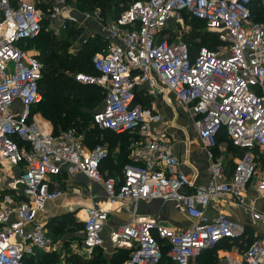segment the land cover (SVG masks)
I'll return each instance as SVG.
<instances>
[{
  "label": "built area",
  "instance_id": "obj_1",
  "mask_svg": "<svg viewBox=\"0 0 264 264\" xmlns=\"http://www.w3.org/2000/svg\"><path fill=\"white\" fill-rule=\"evenodd\" d=\"M253 1H134L105 24L98 10L81 14L95 19L107 38L116 41L106 53L92 56L96 76L74 77L103 90V105L91 124L131 136L121 176L103 178L99 166L107 157L105 147L87 149L76 128L54 133L35 111L42 101V66L27 43L39 37L45 21L53 24L61 17L60 25L51 28L59 32L77 24V17L66 12L61 0H0V185L11 169L20 170L8 182L10 193H2L0 199V264H28L26 259L52 245L35 221L46 203L62 197V191L51 185L63 169L101 184L112 202H171L195 222L174 231L153 219L133 216L109 234L115 248L130 250L124 264H160L163 252L157 238L166 242L165 256L172 264H190L202 250L244 234V227L225 214L209 219L205 209L212 199L230 198L242 206L243 191L252 179L257 198L264 200V24L252 20ZM257 1L264 5V0ZM182 14L203 21L222 46L214 51L200 48L191 57L186 43L172 40L169 32L163 34L172 21L182 23ZM158 82L193 118L209 161L206 185L195 186L181 172L172 143L161 129V115L135 102L143 85L150 94L160 90ZM255 89H262L263 95ZM221 131L241 151L231 171L223 157L214 155ZM20 195L25 200L16 201ZM83 212V247L91 253L103 245L109 213L95 208ZM248 213L264 224V209L249 208ZM221 264H264V235L239 257L226 255Z\"/></svg>",
  "mask_w": 264,
  "mask_h": 264
},
{
  "label": "crops",
  "instance_id": "obj_2",
  "mask_svg": "<svg viewBox=\"0 0 264 264\" xmlns=\"http://www.w3.org/2000/svg\"><path fill=\"white\" fill-rule=\"evenodd\" d=\"M62 6H66L64 1H62ZM65 9L68 10L66 12L69 14H74L77 17V28L81 30L80 37L72 47L74 52L73 54H77L84 43L92 39L94 40L95 38L102 37L100 42L104 46L102 49L103 53H105L104 50L107 52L111 45L116 43V41L109 40L107 38V36L100 30V25L95 19H84L81 15L82 13H77L76 6L74 4L67 6ZM250 9L252 13V20L264 24V5L255 0L250 4ZM111 21L113 20L107 19L104 21V24ZM61 22L62 18L60 17L59 20L50 25L51 27H55L56 25L59 26ZM70 26L71 25L68 27ZM68 27L66 29L67 31ZM50 30L52 31V29ZM66 30L61 31L65 32ZM95 47H97L96 44L94 49ZM102 51H100V54H103ZM146 89L147 85H143V87L139 89V93L145 92ZM255 92L259 95H263L262 89H255ZM150 110L159 114L161 111L157 106L156 110L155 107ZM177 137L178 135L176 138ZM166 139L170 141L169 138ZM95 140L97 143L96 145H102L105 147L107 156L109 155V159L107 161L108 163L104 165L105 167L103 166L105 170L103 173L100 171L103 178L120 177L122 174L121 161L123 158V148L121 147V141L116 142L114 147L110 148V143L107 141L106 135L103 133L98 135ZM90 143H85L84 137V145L87 149L92 148ZM172 146L173 154L181 164V172H183L186 177L192 181V183H194L195 186L208 184L210 181L208 159L202 150L196 133H187L185 137L177 138L176 143ZM227 154L229 153H226V155ZM232 157L234 156H229V158ZM224 161L226 163L227 169L231 171V167L228 166V161L225 159ZM19 172L20 170L18 168H13L6 174L3 183L0 185L1 195L2 193H10L7 187L8 182L12 176H18ZM53 182L54 184L51 185L52 188L57 187L62 191L63 195L55 201L46 203L43 210L38 213L35 221V223L43 227L49 238L52 240V245L49 248L38 252L35 257L26 259L25 261L28 264H49L47 260L51 259L53 253H58L57 251L65 241V239H59L56 241V236L54 235L55 232L52 230L58 226L57 231L58 233H61L68 231L69 229H76L77 227L74 225L77 223L83 225V211L85 208L104 209L109 213L108 219L104 223L102 231L103 245L100 247V249H105V253L110 259L116 254L118 250L125 249L115 248L111 244L109 240L110 232L120 225L129 223L133 216L153 219L159 225L165 226L174 231H183L195 223L185 215L181 214L171 202H164L160 200H140L135 203L129 200L112 202L108 199L101 184L90 181L81 173L70 175L65 171V169H63L61 174L53 179ZM255 184L256 180L252 179V181L243 191L244 204L242 206H238L230 198L221 200L212 199L210 201L209 206L205 209V215L209 219H214L218 214L223 213L231 220L242 225L244 227V234L240 238H237V240L234 242L222 241L214 248L202 250L196 257L190 260V264H221L226 255L239 257L250 245L251 240H255L264 235V224L254 221L248 213L249 208H253L255 210L264 209V200L257 198ZM1 197L2 196H0V199ZM22 200H25L23 196L20 195L16 197V201ZM66 219H71L72 223L62 225L63 221ZM30 227L31 225H29L27 229H30ZM79 233L83 234V231L79 230ZM160 264L172 263L167 258L166 260H162Z\"/></svg>",
  "mask_w": 264,
  "mask_h": 264
},
{
  "label": "trees",
  "instance_id": "obj_3",
  "mask_svg": "<svg viewBox=\"0 0 264 264\" xmlns=\"http://www.w3.org/2000/svg\"><path fill=\"white\" fill-rule=\"evenodd\" d=\"M134 1L143 0H83V11L89 13H93L96 10L100 11L101 21L104 22L107 19H116L120 15V13L127 9L129 4ZM45 22L43 23V27ZM199 22L200 24H203L205 26L203 21ZM43 27L39 37L36 40L27 43V45H29L37 40L43 41L45 43V37H48V43L50 44L43 47V50L46 53H36V58H38L42 66L41 80L39 82V90L42 94V101L39 104V107L42 105V116L46 120L48 119V121L51 123V125L53 126L54 133L65 131L70 128H76L77 131L79 133H82L85 137V143L91 142V147H94L97 144L95 138H97V136L101 135L102 133L106 135L107 141H109L110 143V148H113L116 142L121 141V147L123 148V162L121 163V167H123L128 162V143L131 136L117 135L112 131H101L98 128L93 127L91 124L92 116L94 115V113L100 110L98 109L94 112L96 106L100 105V103L104 99L103 90L97 85L81 84L79 82H76L74 79L75 75L79 73L88 74L92 76L97 75L96 71L94 70L91 64L93 54H91L90 51L91 49L93 50L95 44L97 45L98 49L103 44L100 41H97L98 38H95L94 40L92 39L84 43L81 49L77 52V54H72L68 51V49H71L80 37V29L74 27L69 29L68 31L66 30L62 39H54V41L51 40L49 36L52 35V31H44L45 34H43ZM164 33H167V30L163 31V34ZM194 38L197 40L198 36H195ZM202 39L205 41L210 40V42L204 43V45L207 46L209 49H216L219 43H221L217 35L210 32L207 33L204 37H202ZM187 45L189 46L191 57H195L199 49L192 50L191 46L189 44ZM104 52L106 53V50H104ZM48 57L50 58L47 59ZM41 83L42 87L40 86ZM139 96L141 97L140 99H138ZM143 97L147 96H143L142 93H137L135 95V102L140 103L144 108H146V98ZM39 107L35 110L36 112L39 111ZM123 137H125L126 139L124 143L125 147L122 143ZM220 138L221 140L225 139L230 144L231 148L239 151L241 155V151L232 145L231 141L227 138L225 132L221 131L217 135L216 142L218 141V139L220 140ZM108 159L109 155L102 162V165L100 164L99 166V169L102 173L105 170L104 165L108 163ZM230 165L232 167L233 163H231ZM70 223H72V220L66 219L63 221L62 225ZM74 226L77 227L80 231L84 230V225L80 223H77ZM157 240L162 245V260H166V242L158 238ZM236 240L237 239H224L222 241L234 242ZM252 241L253 240H251L250 243ZM99 249L100 248H96L95 250H93V254ZM129 255L130 250L120 249L111 259H109V261L103 258L100 259L94 254L87 260L82 259L81 257H73L72 260H69V264H106L107 262L108 264H123V262H125L129 258Z\"/></svg>",
  "mask_w": 264,
  "mask_h": 264
},
{
  "label": "rangeland",
  "instance_id": "obj_4",
  "mask_svg": "<svg viewBox=\"0 0 264 264\" xmlns=\"http://www.w3.org/2000/svg\"><path fill=\"white\" fill-rule=\"evenodd\" d=\"M54 1H57V0H54ZM62 1H64V4L66 5L65 8L67 6L74 4L76 6L77 13L85 12L83 11L84 9L83 0H62ZM43 11L48 12L46 10H43ZM182 15H183L182 23L177 24L172 21L171 23L168 24L167 33L168 32L170 33L172 40L182 42V43L183 42L187 43L191 46L192 50H196L200 48L209 49L207 46L204 45V43L210 42V40L205 41L202 39V37H204L207 33H209L206 27L203 24H200L199 21L190 18L188 15L186 14H182ZM77 26H78V23L71 24V27H69L68 30L71 28L77 27ZM51 28L52 27L50 23L45 22L44 27H43L44 29L43 32L50 31ZM51 33L52 35H49L51 40L62 39L64 37L63 36L64 31L62 32L61 30L59 32L52 31ZM43 34H45V32ZM195 36H198L197 40L194 38ZM45 38H46L45 43L43 41L37 40L34 43L27 45V48L33 53H37V54L46 53L44 52L43 47H45L49 43H48V37H45ZM101 39L102 37L98 38L97 41H100ZM221 46L222 44L219 43L216 49H219ZM103 47L104 46L101 45V47L99 48L100 50H98V47H95V49L94 48L93 50L91 49L90 52L93 55L99 54L101 53L100 51H102ZM216 49H209V50H216ZM68 51L72 54L74 53L72 48L71 49L69 48ZM49 58L50 57H48L47 59ZM43 73H44V69H43ZM158 85L161 88L160 90H156L154 93L149 94L147 89L145 90V92H141V93L144 94L143 96L145 95L147 96V97H143V98H146L145 106L147 110L149 108L153 109L154 107L156 110V106L161 110L160 111V115L162 117L161 129L163 130L166 138H169L170 142L173 145L176 143L177 138L185 137L187 133L195 134L194 125H193L194 121L189 111L186 108L178 105L174 95L170 91L165 89V87H162L160 82H158ZM40 86L42 87V83ZM156 97H157V100H156ZM140 98L141 97L139 96L138 99ZM102 105H103V101L100 103V105L96 106V108L94 109V112L100 109ZM41 107L42 105L39 107V111L37 112V114H40L42 116ZM52 129H53V126H52ZM177 135L178 137L176 138ZM125 141L126 139L125 137H123V143H125ZM215 148L216 149H215L214 155L216 157H224V159L228 161L229 167H231L230 164L233 163V160L237 158V156H240V152L237 151L236 149H232L230 144L225 139H222V140L221 138L220 140L218 139V141L216 142ZM226 153H229V154L226 155ZM230 155L234 157L229 158ZM122 162L123 160L121 161V163ZM208 167H209V161H208ZM0 196H1V193H0ZM57 230H58V226L52 230L53 232H55L54 234L56 236L55 240L57 241L59 239H65V241L64 243H62L61 247L57 251L58 253H53L51 256V259L47 260L49 264H69L70 263L69 260L70 259L72 260L73 257H77V258L81 257L82 259L87 260L90 257H92L94 254L95 256H98L100 259L103 258L109 261L110 258H108V255L105 253V249L103 248L99 249L94 254H93L94 251L91 253H87V251L83 247V234L79 233L78 228L74 230L69 229L68 231L61 232V233H58ZM106 264H108V262Z\"/></svg>",
  "mask_w": 264,
  "mask_h": 264
},
{
  "label": "water",
  "instance_id": "obj_5",
  "mask_svg": "<svg viewBox=\"0 0 264 264\" xmlns=\"http://www.w3.org/2000/svg\"><path fill=\"white\" fill-rule=\"evenodd\" d=\"M133 93H135V89L133 90Z\"/></svg>",
  "mask_w": 264,
  "mask_h": 264
}]
</instances>
